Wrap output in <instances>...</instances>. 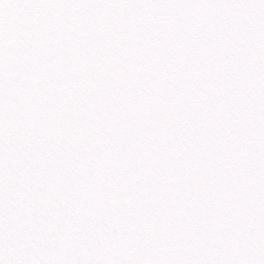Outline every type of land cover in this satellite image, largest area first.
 Wrapping results in <instances>:
<instances>
[{"label":"snow or ice","instance_id":"6c2138e0","mask_svg":"<svg viewBox=\"0 0 264 264\" xmlns=\"http://www.w3.org/2000/svg\"><path fill=\"white\" fill-rule=\"evenodd\" d=\"M0 264H264V0H0Z\"/></svg>","mask_w":264,"mask_h":264}]
</instances>
